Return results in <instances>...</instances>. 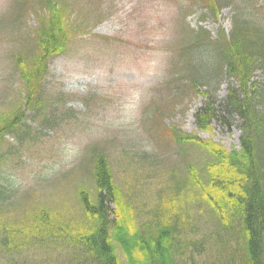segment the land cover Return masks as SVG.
Returning <instances> with one entry per match:
<instances>
[{
    "label": "rangeland",
    "instance_id": "obj_1",
    "mask_svg": "<svg viewBox=\"0 0 264 264\" xmlns=\"http://www.w3.org/2000/svg\"><path fill=\"white\" fill-rule=\"evenodd\" d=\"M251 1L234 2L257 16ZM69 2L74 37L50 61L44 112L31 119L30 129L5 138L0 150V264H90L81 243L75 250L68 244H78L98 226L83 204L84 198L97 202L98 156L106 157L118 192V223L127 236L149 237L166 226L173 237L199 245L195 264H242L240 207L215 208L205 195L207 190L235 199L239 175L204 147L238 153L240 132L219 122L198 128L203 97L188 81L178 86L181 73L175 68L189 43L185 24L213 37L219 29L229 33L235 4L217 22L201 20L200 12L184 21L186 0ZM40 5L41 0H0L1 118L23 111L15 56L29 62L39 53L33 36ZM257 79L264 82V74L258 72ZM231 83L220 81L217 100L227 96ZM158 112L164 116L157 119ZM110 241L119 264L141 257L135 243H122L113 233Z\"/></svg>",
    "mask_w": 264,
    "mask_h": 264
},
{
    "label": "trees",
    "instance_id": "obj_2",
    "mask_svg": "<svg viewBox=\"0 0 264 264\" xmlns=\"http://www.w3.org/2000/svg\"><path fill=\"white\" fill-rule=\"evenodd\" d=\"M187 1L192 3L191 12L196 9L202 13V19L212 17L216 20L224 8L235 4L229 34L221 29L213 38L204 29L190 31L191 42L181 51V56L184 57V73L190 83L189 89L204 97V104L195 116L198 127L208 128L219 122L227 127H236L240 132V152H233V155L210 144L204 145L212 155L225 162V168H233L239 175L235 178V199L207 190L205 195L215 208L231 207L233 204V209L240 207L239 227L245 238L243 247L246 254L239 260L242 264H264V82L257 79L258 72L264 74V25L254 21L259 16H252L249 12L245 14L242 4L236 6L235 0ZM258 2L263 3L264 0H252V8L264 17V7H259ZM70 7L69 0H41L33 36L39 53L31 58L29 65H26L29 63L26 59L15 56L24 86L25 105L20 113L16 112L21 108L4 118L0 117V150L8 135L24 133V127L30 129L31 119L44 112L43 86L49 62L66 52L73 34L71 28L75 27ZM207 53L208 57L205 56ZM204 56L206 59L211 57V62L205 63ZM223 78L239 82V87L232 83L227 96L217 100V89ZM43 118L48 121V116ZM25 134H28L27 131ZM96 153L93 151V154ZM1 158L0 155V161ZM98 158L95 169L99 188L97 202L92 204L87 198L83 199L85 211L97 219L98 226L90 235L79 238L78 244L69 243L68 246L75 250L81 243L83 256L90 264H119L110 241L113 233L122 243L123 239L135 243L141 257L134 264H188L189 261L195 264L194 252L200 250L199 245L173 237L166 226L149 237L143 233L132 236L124 233L116 213L118 192L112 183L106 157ZM4 190L5 187L0 184V198H3ZM112 205L115 209L111 208Z\"/></svg>",
    "mask_w": 264,
    "mask_h": 264
}]
</instances>
